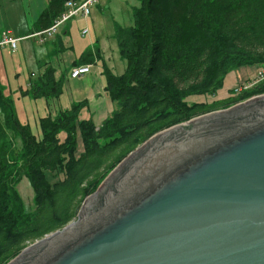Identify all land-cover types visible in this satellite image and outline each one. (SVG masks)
<instances>
[{
    "label": "trees",
    "instance_id": "obj_1",
    "mask_svg": "<svg viewBox=\"0 0 264 264\" xmlns=\"http://www.w3.org/2000/svg\"><path fill=\"white\" fill-rule=\"evenodd\" d=\"M66 1L48 0L28 34L48 28ZM114 38L125 69L115 74L102 64L104 91L117 108L99 125L79 118L81 101L39 117L35 134L0 85V264L62 229L102 180L157 132L264 94L263 79L232 94L240 82L217 98L228 74L264 66V0H139L132 24L117 26ZM91 58L83 54L77 64ZM61 89L47 66L25 93L48 100ZM21 175L33 190L30 212L16 189Z\"/></svg>",
    "mask_w": 264,
    "mask_h": 264
},
{
    "label": "water",
    "instance_id": "obj_2",
    "mask_svg": "<svg viewBox=\"0 0 264 264\" xmlns=\"http://www.w3.org/2000/svg\"><path fill=\"white\" fill-rule=\"evenodd\" d=\"M251 101L150 137L10 264H264V94Z\"/></svg>",
    "mask_w": 264,
    "mask_h": 264
},
{
    "label": "crops",
    "instance_id": "obj_3",
    "mask_svg": "<svg viewBox=\"0 0 264 264\" xmlns=\"http://www.w3.org/2000/svg\"><path fill=\"white\" fill-rule=\"evenodd\" d=\"M47 3L48 0H25V7H21L23 9L21 12L25 13V8L32 11L33 15L30 20L35 23ZM18 8L20 10V7ZM19 14L20 11H18ZM24 24L25 27L28 25L25 19ZM2 26L0 14V32L8 30L14 37L20 38L16 51L12 52L6 47L0 49V85L4 88V93L10 97H12V93L18 94L16 96L21 101L17 104L16 112L21 118L20 112L22 113L24 110V118L21 119L30 122L28 108L33 115L45 117L50 112L69 108L73 103L81 101H86V105L79 112L80 119H91L96 125H99L111 114L114 102L108 99L104 91L102 62L106 63L113 72L114 66L108 57V52L113 51V46L107 41L106 36L102 33L99 34L96 24L92 22L91 12L86 18L75 16L68 19L54 36L42 42L38 37L31 36L28 32L24 33L20 28L16 29L13 26L12 28H3ZM84 27L88 28V33L81 35V29ZM28 37L37 38V42L30 40L33 46L35 43L42 46L36 45L33 49V57L25 59L20 43ZM88 52L91 53L92 58L85 64H90V72L79 78L69 77L71 67L79 65L77 62L81 60L83 54ZM47 66L53 68L54 78L62 81L61 94L49 100L33 99L28 95L29 93H25L28 83L41 74ZM33 67H36L37 70L30 72ZM21 103L22 107H20Z\"/></svg>",
    "mask_w": 264,
    "mask_h": 264
},
{
    "label": "rangeland",
    "instance_id": "obj_4",
    "mask_svg": "<svg viewBox=\"0 0 264 264\" xmlns=\"http://www.w3.org/2000/svg\"><path fill=\"white\" fill-rule=\"evenodd\" d=\"M96 2H98V3L95 4ZM96 2L93 3V4L96 5V8H95V5H93V4L90 6L92 22L94 24H96V28H98L99 34L102 33L104 36H106L107 37V41L110 42L111 45L113 46L112 47L113 51H109L108 52V57H109L110 63L114 66V68L112 69L113 73L119 74L122 71H124L125 62L121 59V57L119 55V52H118L117 42H116V39L114 38L115 28L117 26L124 27V26H129V25L132 24V10H133V7H135V6H137L139 4V0H99V1L96 0ZM18 7H20V10H19ZM21 7L22 8L25 7V0H0V14H1V21L3 23V26H2L3 28H6V27H11L12 28V26H13L16 29L20 28L21 30L24 31V33L25 32L29 33L30 30L34 29V27H33V23L34 22L30 20L31 16L33 15V12L29 11L27 8H25V13H23V12H21L23 10ZM18 11H20L19 15H18ZM80 17H83V16H80ZM89 18H90V16H89ZM24 19H25L26 23L28 24L26 27H25V24H24ZM31 39L34 40V41L36 40V42H37V38L36 37H28V38L24 39L23 41H21V43H20L21 48H22L21 51L23 52V56L25 57V59H27L29 57L30 58L33 57V54H34V50L33 49H34V47L36 45L42 46V45H40L38 43H35V46H33L31 41H30ZM18 46H19V43H18ZM102 63H104V62H102ZM260 68L264 69V66H256V67L255 66H252V67L243 66V67H240V68L236 69L235 71L231 72L230 74H228L226 79H225V81H224L223 87H222L221 91L218 94L219 96H217V98L224 99V98L227 97V95H229V94L231 95L230 92H229V94L226 93V92L230 88H234L240 82H244V83L247 82L246 84H249V83H252L253 81L258 80L257 72L259 71ZM36 70H37V68L33 67V68L30 69V72L31 71L35 72ZM232 94H237V92H235V90L233 89ZM11 95L13 97V98L12 97L11 98L13 100L14 107H15V109H17V104L21 100L19 99V97L16 96L18 94L12 93ZM28 95L31 98H33V96L31 95L30 92H29ZM14 97H16V98H14ZM255 97H258V96H255ZM38 98H43V97H38ZM214 98H216V97H214ZM33 99H36V98H33ZM190 100H193V99L191 98ZM201 100H204V98H201ZM251 100H253V98L248 99V100H244V101H239L238 103L233 104V105L232 104L231 105H227L225 107L219 108V109H217L215 111H212L210 113H217L218 114V113H221V112H224V111H227V110H230V109H233V108H236V107L251 103L252 102ZM71 106L69 108L58 109L57 111L50 112V113L46 114L45 116L51 115L53 117L54 115H57V112H59V111L71 109ZM20 107H22V103L20 104ZM116 108H117V106L114 103V110ZM28 113L30 114V116H29L30 122L28 121V123L31 126V130L33 131V133L39 134V129H38V126H37L38 125V118H39V117H37L38 115L37 114L33 115L29 108H28ZM20 114H21V118H24L23 117L24 110H23L22 113L20 112ZM0 116L1 117L3 116L1 111H0ZM179 124H182V123H179ZM170 128H168V129H170ZM166 131H167V129L161 130V131L157 132L156 134H154L152 138H154V137H156V136H158V135H160V134H162V133H164ZM59 136H60L61 139H63L64 138V133H60ZM145 143L146 142L141 144L131 154L136 152ZM18 144H19V140H18ZM81 150H82V141H81L80 134L78 133L77 134L76 153L79 154V152H81ZM127 158H125L121 162V164ZM116 170L117 169H115L113 172L108 174L102 180V182L99 184V186L97 187L95 192L96 191L99 192L101 190L103 184L106 183V181L110 178V176ZM16 189H17V191L19 193L20 198L23 201L25 211H27V212L32 211L34 209V207H35L34 201H33V190H32V188H31V186L29 184V181H28L27 177H25L24 175H21L19 177L17 185H16ZM95 192H93L92 194H95ZM92 194H90V195H92ZM90 195H88V196H90ZM86 205L87 204H84V208H85ZM84 208H81V209H84ZM77 217H78V215H75V217L69 222V224L73 223V222H76ZM52 233H49V234L45 235L43 238L45 239V237H48V236L50 237V235ZM41 239H38V240H35V241L29 243L25 248L31 247L32 245H34L35 243H37ZM17 257H19V256L18 255L15 256L13 259H11L6 264H10L14 260H16Z\"/></svg>",
    "mask_w": 264,
    "mask_h": 264
},
{
    "label": "built area",
    "instance_id": "obj_5",
    "mask_svg": "<svg viewBox=\"0 0 264 264\" xmlns=\"http://www.w3.org/2000/svg\"><path fill=\"white\" fill-rule=\"evenodd\" d=\"M96 2V0H67L64 4V11L60 14L58 18H56L53 23L46 29L35 33L34 35L38 37V39L42 42L45 39L52 37L58 31L61 25L65 23L68 19L75 16H83L86 18L90 13V6ZM88 33V28L84 27L81 29V35H86ZM19 38H16L11 35L10 31L5 30L0 35V49L6 47L8 50L14 52L17 49V43ZM90 72V64H80L71 67L69 71V77L71 78H79L84 74ZM258 80L253 81L252 83L246 84L247 82H243L242 84L237 85L234 90L239 93L242 89H246L252 84L258 82L259 80L264 79V69L260 68L257 72ZM261 96V95H258ZM254 98V97H253Z\"/></svg>",
    "mask_w": 264,
    "mask_h": 264
}]
</instances>
